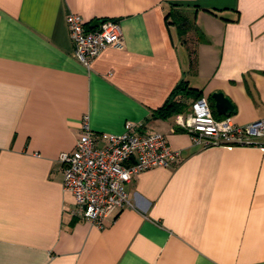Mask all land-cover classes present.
Segmentation results:
<instances>
[{
  "label": "crops",
  "instance_id": "1",
  "mask_svg": "<svg viewBox=\"0 0 264 264\" xmlns=\"http://www.w3.org/2000/svg\"><path fill=\"white\" fill-rule=\"evenodd\" d=\"M183 12L198 31L184 37ZM117 20L120 48L91 68L74 58L66 18ZM201 34V35H200ZM238 126L264 120V0H0V264H264V138L229 150L176 127L193 97ZM233 105L219 115L214 93ZM183 106L169 119L156 111ZM99 133L127 122L167 136L177 165L144 171L132 206L100 229L79 218L60 156L84 118Z\"/></svg>",
  "mask_w": 264,
  "mask_h": 264
},
{
  "label": "built area",
  "instance_id": "2",
  "mask_svg": "<svg viewBox=\"0 0 264 264\" xmlns=\"http://www.w3.org/2000/svg\"><path fill=\"white\" fill-rule=\"evenodd\" d=\"M93 28L83 17L71 13L66 24L74 58L91 68L94 61L109 48L124 44L122 27L117 20L104 18ZM176 127L190 134L195 144L204 148L260 146L264 138V120L238 126L231 118L216 119L206 97L200 98L194 111L176 119ZM264 150V149H263ZM181 153L173 151L167 136L157 131L142 132L127 122L122 134L99 133L84 118L75 149L63 153L64 188L76 202L80 219L102 229L116 209L132 206L129 186L140 173L177 165Z\"/></svg>",
  "mask_w": 264,
  "mask_h": 264
},
{
  "label": "trees",
  "instance_id": "3",
  "mask_svg": "<svg viewBox=\"0 0 264 264\" xmlns=\"http://www.w3.org/2000/svg\"><path fill=\"white\" fill-rule=\"evenodd\" d=\"M177 18H174V22L180 31V35L182 37L186 36L188 32L191 30L198 31V28L195 26L194 22H191L189 18L183 12H177ZM201 35V34H200ZM186 96V97H193L196 102L202 98V93L194 88H191L188 82L182 81L178 87L172 93V96ZM214 107V106H212ZM183 106H180V103L174 101L173 99L169 100L162 108L156 111V117H160L162 119H169L174 115L182 113ZM214 117L218 118L214 111Z\"/></svg>",
  "mask_w": 264,
  "mask_h": 264
},
{
  "label": "water",
  "instance_id": "4",
  "mask_svg": "<svg viewBox=\"0 0 264 264\" xmlns=\"http://www.w3.org/2000/svg\"><path fill=\"white\" fill-rule=\"evenodd\" d=\"M99 24L98 20L94 21L92 27L95 28ZM212 99L215 102L216 110L219 115L231 116L234 112V105L232 101L226 97L223 93L218 92L212 95Z\"/></svg>",
  "mask_w": 264,
  "mask_h": 264
}]
</instances>
